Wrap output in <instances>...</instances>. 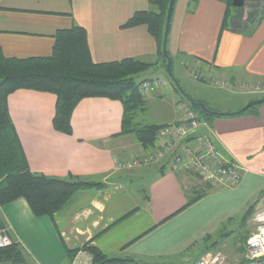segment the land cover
Returning <instances> with one entry per match:
<instances>
[{"label":"crops","instance_id":"crops-1","mask_svg":"<svg viewBox=\"0 0 264 264\" xmlns=\"http://www.w3.org/2000/svg\"><path fill=\"white\" fill-rule=\"evenodd\" d=\"M263 3L250 0L249 8L256 10H249L248 15L235 12L234 21L222 32L225 0H199L193 12H189L190 0L175 1L167 44L173 70L176 63L178 69L191 70L196 80L213 84L218 91L212 94L216 102L207 106L215 112H237L264 98L255 88L264 83ZM148 9V0H1L0 50L9 58L50 56L57 32L79 25L87 31L94 63L133 58L155 64L151 70L160 73L162 57L147 27H122L136 11ZM152 78L161 79L148 75L142 80ZM173 88L164 84L143 92L146 106L138 122L157 104L154 110L167 108V115L146 125L165 126L180 120L178 107L183 101ZM188 94L208 104L206 93ZM8 104L33 172L102 184L74 194L55 216L56 224L47 216L36 217L25 199L0 209L7 234L24 246L33 264H66L67 251L76 248L80 251L72 264H92L91 255L81 249L85 244L98 247L110 258L158 264L195 262L197 256L187 255L197 248L199 252L205 237L214 236L254 200H264V103L241 115H219L206 121L215 147L239 165L242 178L234 185H212L208 195L187 208V194L206 185L198 184L195 174L174 173L166 162L115 170L118 162L151 155L160 145L156 140L146 149L134 133H123L124 111L119 101L82 100L72 117V135L53 127L54 94L18 90L9 96ZM204 132L205 128L199 133ZM186 143L198 147L195 138ZM137 175L153 176L147 189L124 191ZM258 203H254L255 210L264 207V202ZM135 209L133 215L115 223Z\"/></svg>","mask_w":264,"mask_h":264},{"label":"trees","instance_id":"trees-1","mask_svg":"<svg viewBox=\"0 0 264 264\" xmlns=\"http://www.w3.org/2000/svg\"><path fill=\"white\" fill-rule=\"evenodd\" d=\"M148 1L151 9L136 11L122 27L146 26L156 41L163 68L166 69L167 60L163 56V40L170 0ZM232 2L233 0H225L226 13L222 32L234 21V17L231 18ZM197 3L198 0L190 1L193 7L189 12L195 10ZM261 17L262 14L258 19ZM154 65L133 58L110 63H94L90 54L87 31L79 25L57 32L55 46L50 56L9 58L0 50V209L18 199H25L36 217L47 216L56 224L55 216L74 194L102 186L101 183L78 178L63 179L46 176L30 169L10 115L8 99L11 94L18 90H33L56 95L57 104L53 127L56 131L66 135L73 134L72 117L82 100L107 98L119 101L124 111L123 133H134L143 147L149 149L156 143V134L164 125H142L138 122V116L146 106L141 85L150 79L138 82L137 77L151 70ZM171 84L180 94L181 100L187 103L203 120L208 121L217 117L193 107L172 81ZM164 170L165 167L160 169L162 173ZM205 184V188L194 189L187 194L185 208L198 202L213 190L214 187L211 184ZM136 211L137 209L128 212L115 223L130 217ZM254 213L255 204L249 206L239 220L242 228L247 226ZM235 221V219H230L226 224ZM226 224L220 229H224ZM0 231L7 233V224L1 214ZM232 233L234 232L230 231V234ZM230 234L227 233L225 236ZM249 235L250 230L241 237L245 246ZM218 240L212 235L205 237L199 245V252L194 255V258L197 256L195 262L190 260L189 264H195L208 252H216L214 247L218 244ZM132 243L134 241L123 249ZM81 249L91 255L92 264H158L136 258H110L101 249L91 244H85ZM79 251V248L68 250L66 264H72ZM0 264H32V259L20 242L12 240L10 245L0 247Z\"/></svg>","mask_w":264,"mask_h":264},{"label":"built area","instance_id":"built-area-1","mask_svg":"<svg viewBox=\"0 0 264 264\" xmlns=\"http://www.w3.org/2000/svg\"><path fill=\"white\" fill-rule=\"evenodd\" d=\"M166 84L162 78H152L142 83L141 91L147 92L153 87ZM256 90L264 93V83ZM180 120L163 126L156 134L160 145L155 153L144 157L132 158L117 163L118 171L131 170L143 165H159L166 162L174 173H193L203 183L234 185L241 181L240 167L234 161L226 159L215 147L213 134L203 120L190 106L179 104ZM205 128L204 133H199ZM195 138L197 148L186 141ZM254 229L247 239L243 259L239 264H264V207L257 209L252 219ZM11 241L0 231V247L10 245ZM196 264H229L228 257L221 252H209Z\"/></svg>","mask_w":264,"mask_h":264},{"label":"rangeland","instance_id":"rangeland-1","mask_svg":"<svg viewBox=\"0 0 264 264\" xmlns=\"http://www.w3.org/2000/svg\"><path fill=\"white\" fill-rule=\"evenodd\" d=\"M245 1H246V3H245V5L243 7H235V6H233V10L231 12V18L235 16V12H239L241 14L248 15L249 10H253L254 9V8H249V1L250 0H245ZM193 5H194V3H193ZM192 7H193L192 4H190L189 5V10ZM150 9H151V6H150ZM254 10H256V9H254ZM256 16L255 15L252 16V17L250 16L251 20L255 19ZM173 71H174L173 73H174L175 78L176 79L179 78L181 80L180 84L182 85V88L186 91V93H191L192 95H195L196 97H197V95L200 96L203 93H206V95L208 96V98H207V103L208 104H206V105H208L209 107H212V106L215 105L216 101L214 99H212V97H213L212 94H214V93L218 94V91H217V89H213L215 87V86H213V84H206V83H203V82H201L199 80H196V78L194 77V73L191 70H189V69L188 70L187 69H184V70L178 69L176 67V63L174 64V70ZM148 75H155L157 77L160 76L162 78V80L166 81V85L172 86L170 78L167 76L165 68L162 69V72H160V73L159 72H155L154 73L153 70H148L147 72H145L142 75H140L139 77H137V81L139 82L140 80H142L143 78L147 77ZM198 75L201 76L200 74H198ZM199 76H196V77H198L200 79L201 78L203 79V77H199ZM174 92H175V96H177L179 98L180 94L177 93V91H174ZM166 99L169 100V97L166 96ZM157 106H158V104L156 106L150 108L148 114L144 115L143 117H140L141 119H139V122L142 125H146L147 123H150V122H152V121H154V120H156V119H158L160 117H163V116L167 115V112H166L167 108L164 109V110L158 109L157 111H155L154 108H156ZM191 147H193V146H191ZM116 165H115V170L118 171V168H117ZM143 166L144 167H151L153 165H143ZM140 167L141 166H138V167H136L134 169H137V168H140ZM134 169H131V170H134ZM121 171H126V170H121ZM127 171H129V169ZM152 172L155 173L157 171L153 170ZM149 174H151V173H149ZM142 176L143 175H137L135 177H132L131 178L132 183H130L129 186L127 185L128 187L124 191H127V190L130 191L131 189H133V190L141 189L143 191L146 190L147 189V183L150 182V180L152 179L153 176H151V177H142ZM196 178H197L196 182L197 183L200 182L198 184H200V185L203 184L202 180H200L197 176H196ZM123 192H121L119 194H123ZM257 202H259L258 204H260V203H263L264 200H254L253 202H251V204H249L245 208V210L242 212V214L240 213L237 217H235V220H236L235 222H233L231 224H226V227H224V229H220L218 232L214 233V237H217L219 239L218 240V244L214 247V251L221 252L224 255H226L228 257V263L229 264H239V263H241V261L243 259V255H244V251H245V248H244L245 247V243L243 242V240H241V237L248 230H250V232H251L252 229H254V227H253L252 221L250 220L247 223V226H245V228H242L241 224L239 223L240 222L239 220H241V217L245 214V212L247 211L248 207L253 205L254 203H257ZM255 212H256V210H255ZM230 231H232L234 233L230 234ZM1 232L3 233V235H5L12 242L11 238L9 237V235L7 233H5L3 231H1ZM227 233H229L230 235L229 236H225V234H227ZM221 235H224V236H221ZM219 236H221V237H219ZM197 249H195L196 253L198 252ZM211 252H213V251H211ZM194 253H195V251L193 252V254L189 253L187 255V257H191V256L193 257L195 255ZM190 260L187 261L186 263L189 264ZM32 264H33V262H32Z\"/></svg>","mask_w":264,"mask_h":264},{"label":"water","instance_id":"water-1","mask_svg":"<svg viewBox=\"0 0 264 264\" xmlns=\"http://www.w3.org/2000/svg\"><path fill=\"white\" fill-rule=\"evenodd\" d=\"M175 1L176 0H170L169 7H168V12H167V17H166V25H165V34H164V40H163V56L167 60V65H166L167 76L170 78V80L175 85V87L178 89V91L183 95V97L193 107L203 111L204 113L212 114L215 116H219V115H222V116L241 115V114H244L249 109H251L252 107L263 104L264 98L257 99V100H253V101L249 102L246 106H244L243 108H241L237 112L219 113V112H215V111L211 110L210 108H208V106L205 103L197 102V101L193 100L192 97L182 89L179 82L177 81V79L174 76L173 69H172V60H171V57H170V55L168 53V49H167L168 37H169V33H170L171 19H172L174 6H175ZM232 3H233V6H235V7H243L245 5L246 1L245 0H233Z\"/></svg>","mask_w":264,"mask_h":264}]
</instances>
